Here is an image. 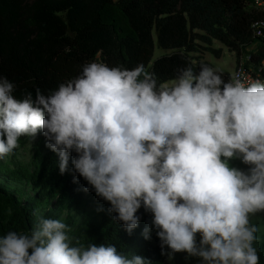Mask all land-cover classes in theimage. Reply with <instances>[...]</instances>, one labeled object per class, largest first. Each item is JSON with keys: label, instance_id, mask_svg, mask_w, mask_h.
Listing matches in <instances>:
<instances>
[{"label": "clouds", "instance_id": "obj_1", "mask_svg": "<svg viewBox=\"0 0 264 264\" xmlns=\"http://www.w3.org/2000/svg\"><path fill=\"white\" fill-rule=\"evenodd\" d=\"M15 91L0 77V160L42 132L60 173L71 161L73 182L83 177L82 190L108 202L129 235L142 208L152 214L142 235L151 240L155 230L168 264L176 253L199 264H260L252 217L264 214V80L225 81L201 64L158 84L143 64L92 61L48 95ZM36 215L30 232L0 235V264H152L114 244H73L63 220Z\"/></svg>", "mask_w": 264, "mask_h": 264}, {"label": "trees", "instance_id": "obj_2", "mask_svg": "<svg viewBox=\"0 0 264 264\" xmlns=\"http://www.w3.org/2000/svg\"><path fill=\"white\" fill-rule=\"evenodd\" d=\"M260 16L249 11L245 0H0V77L16 85L14 95H48L61 83L79 76L92 61L109 67L133 69L143 64L159 83L175 81L179 70L200 65L192 54L198 41L223 44L230 52L246 51L254 44L252 24ZM157 46L172 52L153 63ZM202 32L203 34H199ZM258 57L264 58V44ZM217 58L222 50L208 48ZM225 81L230 74L219 71ZM42 140L35 146L31 166L0 161V235L7 231L30 232L38 212L45 218L61 219L71 229L73 244H114L131 258L140 255L152 264H165L155 230L152 239L142 232L153 217L142 208V219L131 235L113 219L102 201L88 212L87 181L73 182L74 166L61 174L58 156ZM23 184L32 190L26 194ZM100 209H103L101 211ZM264 264V239L258 247Z\"/></svg>", "mask_w": 264, "mask_h": 264}, {"label": "rangeland", "instance_id": "obj_3", "mask_svg": "<svg viewBox=\"0 0 264 264\" xmlns=\"http://www.w3.org/2000/svg\"><path fill=\"white\" fill-rule=\"evenodd\" d=\"M117 1V0H114ZM199 34H203L202 32H198ZM153 38L155 42V54L153 63L162 58L163 56L167 54H171L172 52H165L158 48L157 46V36L156 32H153ZM199 47L198 52L192 54V58H194L196 61H202L207 62L213 66L214 69L218 71H224L229 73L230 75L233 74L234 68L236 65V53L230 52L223 44L220 42L214 41L211 45H206L205 43L198 41ZM259 44H253L250 46L249 49L256 50V48H259ZM208 48H211V50H222V56L220 58H217L211 51H209ZM175 81H171L167 84H171ZM46 141L45 137L43 136V133L41 132L37 139L34 141V143L29 138L22 137L19 141L20 147L16 150V153L12 156L6 157L5 160H0L2 162H5L7 164L12 165L13 167L18 165H26L31 166L33 163V156L35 151V146L40 141ZM235 166H238L242 169H246L247 166L243 165L240 161H234L233 162ZM14 188H22L26 192V194H31L32 190L30 188H26L23 184H12V189ZM104 201L102 198L98 197L95 194H90L88 196V212H94L98 209L100 203ZM252 223L256 224L260 231L257 233L258 235V242L256 244V247L258 248L260 244L263 242L264 239V214H258L255 217H252ZM187 256L186 253H176L175 254V260L173 264H199L198 260L196 258H191L190 260H186L185 257ZM165 264H168V260L166 257Z\"/></svg>", "mask_w": 264, "mask_h": 264}, {"label": "built area", "instance_id": "obj_4", "mask_svg": "<svg viewBox=\"0 0 264 264\" xmlns=\"http://www.w3.org/2000/svg\"><path fill=\"white\" fill-rule=\"evenodd\" d=\"M249 11L260 16L252 24L254 44H264V0H245ZM259 48L236 53V65L230 78L243 74L249 81L264 80V58H259Z\"/></svg>", "mask_w": 264, "mask_h": 264}]
</instances>
